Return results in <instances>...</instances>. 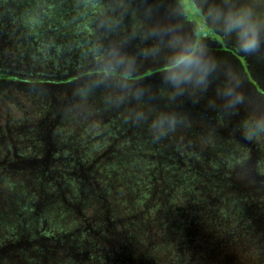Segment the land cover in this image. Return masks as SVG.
<instances>
[{
  "label": "trees",
  "instance_id": "16d2710c",
  "mask_svg": "<svg viewBox=\"0 0 264 264\" xmlns=\"http://www.w3.org/2000/svg\"><path fill=\"white\" fill-rule=\"evenodd\" d=\"M53 1L41 8L0 0V81L35 86L49 77L62 88L94 70L75 23L80 15L62 11L67 0ZM96 1L106 6L90 17L93 25L104 21L101 38L129 24L125 0ZM230 1L247 25H256L254 8L264 23V0H238L244 9ZM36 76L40 82L29 81ZM172 107L148 116L144 106L146 121L128 123L130 138L111 140L94 157L51 158L49 165L48 150L35 144V155L0 156L1 264H264V192L256 175L243 173V158L222 141L209 142V123L179 118L174 131L158 136L152 124L178 112Z\"/></svg>",
  "mask_w": 264,
  "mask_h": 264
},
{
  "label": "rangeland",
  "instance_id": "374dc122",
  "mask_svg": "<svg viewBox=\"0 0 264 264\" xmlns=\"http://www.w3.org/2000/svg\"><path fill=\"white\" fill-rule=\"evenodd\" d=\"M29 1L34 6H46L43 0ZM230 2L198 0L201 7L193 4L188 11L181 0H125L126 5L129 3L126 13L129 24L122 26L121 31L119 27L109 31L114 34L111 38H101L104 21L99 19L93 25L90 17L106 12V6L96 0L63 1V12L80 15L75 23L83 30L85 62L90 60L93 67L88 69L94 70H85L86 75L81 72L79 78L62 88L49 85L60 83L49 77L44 78L43 85L35 86L2 79L0 156L18 160L35 155L38 151L30 146L35 144L48 150L42 154L46 162L80 154L94 157L111 140L130 138L126 134L128 123L137 119L146 121L140 116L144 106L148 107L149 116L155 108L169 111L174 105L178 112L172 114L186 119L179 123H209V142L222 141L230 152L239 154L244 161L242 172L254 173L258 190L264 192V139L250 141L241 132L248 116L264 114V23L261 9L254 8L252 19L256 25L254 28L247 25ZM235 4L244 9L241 1L236 0ZM230 15L243 23L230 25ZM3 18L0 16V28L6 17ZM246 28L258 29L261 35L260 44L249 52L241 49ZM201 43L205 47L203 82L199 79L202 69H185L173 62L175 57V61L183 63L185 51ZM172 70L191 71L192 78L178 87L168 78ZM29 81L40 82L37 76ZM159 83H164L163 88ZM238 96L242 100L237 102ZM65 98L69 101L65 102ZM187 110H193L192 114ZM23 142H27V150ZM4 258L7 257L2 251L0 264Z\"/></svg>",
  "mask_w": 264,
  "mask_h": 264
},
{
  "label": "clouds",
  "instance_id": "9594fccd",
  "mask_svg": "<svg viewBox=\"0 0 264 264\" xmlns=\"http://www.w3.org/2000/svg\"><path fill=\"white\" fill-rule=\"evenodd\" d=\"M181 4H187L188 11H191L193 4H198V0H181ZM201 7V6H200ZM202 14L207 18V14L202 10ZM208 20V19H207ZM229 23L231 24H242L243 21L237 17L229 16ZM242 45L241 49L245 52L254 50L261 42V35L259 30L245 29L242 33ZM205 47L203 43L200 46L194 45L188 48L183 56L182 68L185 69H202L200 75V82H203L204 72L202 65V56ZM174 84H180L189 81L191 76V71L187 72H177L175 70L171 71L168 77ZM242 100V97H237V102ZM178 117L175 114H162L158 116L152 124L153 131L158 134V136L166 135L170 131L175 130ZM242 135L247 140L264 139V114H252L248 116L242 123L241 126Z\"/></svg>",
  "mask_w": 264,
  "mask_h": 264
}]
</instances>
